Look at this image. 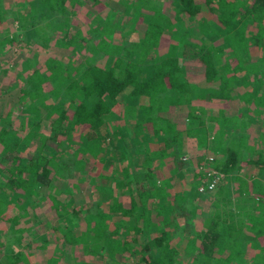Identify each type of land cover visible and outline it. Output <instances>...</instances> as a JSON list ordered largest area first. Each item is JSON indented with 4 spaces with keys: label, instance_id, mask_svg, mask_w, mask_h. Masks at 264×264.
I'll return each instance as SVG.
<instances>
[{
    "label": "trees",
    "instance_id": "trees-1",
    "mask_svg": "<svg viewBox=\"0 0 264 264\" xmlns=\"http://www.w3.org/2000/svg\"><path fill=\"white\" fill-rule=\"evenodd\" d=\"M36 1L39 17L54 18L47 24L51 33H58L66 49L80 50V33L69 31L64 6L82 0ZM111 1L88 0L98 10ZM122 7L132 17L114 30L137 31L138 22L144 30L135 46L113 47L109 68L94 64V55L74 67L47 59L22 69L25 88L19 99L29 103L27 113L18 130L10 114L0 127V264H51V257L28 260L25 250L33 246L23 234L31 226L23 225L30 215L36 218L33 226L56 235L68 232L64 223H69L67 244L81 257L107 264H264V191L240 173L246 168L264 176V132L255 139L262 149L247 142L254 126L263 123L264 128V0H125ZM2 10L0 5V18ZM102 31L104 38L90 40L87 47L93 54L107 52L112 42L111 24ZM14 41L6 36L1 49ZM164 46L161 59L158 51ZM200 96L220 107L218 116L191 104ZM45 98L48 105L41 101ZM236 100L240 120L223 112ZM188 106L187 114L179 109ZM120 107L122 118L143 132L137 147L126 141L124 126L106 130V121ZM107 141L112 150L105 158L101 150ZM185 148L206 149L211 158L197 159L192 177L178 179L188 164L178 159ZM116 150L118 172L105 167L89 177L85 171L91 161L115 164ZM136 157L138 163L128 169L136 168L138 181L123 174L124 163ZM164 163L171 169L168 176L155 169ZM208 171L223 176L212 190L202 188ZM76 173L88 179L77 177L79 184H71ZM85 183L106 209L96 203L92 211L78 195ZM56 186L65 200L49 197L51 203L45 200L39 214L31 204L33 190ZM177 186L176 204L171 191ZM206 193L212 198L210 213L202 217L200 230L192 225L185 232L180 221L187 224L191 218L186 203L197 204ZM72 264L96 263L73 257Z\"/></svg>",
    "mask_w": 264,
    "mask_h": 264
},
{
    "label": "rangeland",
    "instance_id": "rangeland-1",
    "mask_svg": "<svg viewBox=\"0 0 264 264\" xmlns=\"http://www.w3.org/2000/svg\"><path fill=\"white\" fill-rule=\"evenodd\" d=\"M112 1L109 2L105 6V8H102L100 10L94 8L92 4L88 2V0H82L81 4L79 3L74 5V2L73 4L72 2H67L65 4L64 8L67 11L66 14L70 16V24L72 25L69 31H71L72 34H74L76 31H79L80 34L77 38V42L81 41V44L83 45L80 50L79 48H77V51H75L73 50V48L66 49L58 33L52 34L50 29L47 28V24L52 23L54 21V18L44 19L38 16V1L0 0V5L3 9L2 17L0 18V42L6 36H8L9 39H12V41L15 40L14 42H10V44L4 46L2 49V46L0 44V90L4 91L5 89H10L9 93L7 91L4 93V95L0 94V107L2 110L0 111V127L5 126L7 115L10 114L9 120L13 121V129L18 130L20 128L23 115L27 113L29 103H24L19 99V90L25 88L21 73L23 68H27L29 66V69H31L34 62H37L38 66H41L42 63L47 59H55L62 62L66 66L74 67L80 60L90 59L94 55H97L95 57V60H93L94 64L104 66L107 69L110 67L112 61L115 58L113 54L114 46H121L123 48L128 46H135L136 41L138 39H141L144 26L142 25V23L138 22L137 31H134V29H123L121 31L114 30L118 22L126 24L128 18L132 17V14L127 15V13H125V9L122 7L125 3V0ZM166 1L169 2V0H163V3H165ZM58 16L64 17L59 13ZM106 23L111 24L112 42L110 44V47L108 48L107 52L93 54V52L90 51V49H88L87 47L93 44L90 42V40L97 43L101 38H104L105 33L102 31V27ZM164 47L165 48L158 51V56L161 59L165 58L166 56L167 49L166 46ZM122 55L126 59H130L131 56L129 54H126L125 52H122ZM186 72L187 76L190 78V71L186 70ZM193 75L197 74L194 73ZM199 75L200 74H198V76L196 77H199ZM201 97L202 96H200L199 100H195L191 104L196 108L202 107L203 105V108L210 110L212 112V115L218 116L220 113V107L205 103V101L203 100V98L201 99ZM234 98L239 100L241 96L239 95V98L237 96H234ZM237 100L234 104L228 106V108L223 110V112H225L228 117L231 116L239 119L240 115H242L240 114L241 112ZM41 101L43 104H49L47 98H45L44 100L42 99ZM134 102H136V100ZM139 103L140 102H138V104ZM123 109V107H120V113L118 114V111L115 112V114L106 121V130L110 131L111 127L114 125L124 126L127 135L126 141L129 143V145L137 147L141 142L143 132L140 128H136L133 123L126 122V120L122 118ZM179 109L184 114H187L189 106ZM253 113L255 112L253 111ZM136 115L139 116L138 110L136 111ZM262 125L257 124L256 126H254L252 131L249 132V141L247 140V142H249V144L253 147H261V149V143L257 142L255 139L258 135H260V133L264 132V128ZM79 136H83V138L85 137L83 134H79ZM107 144L108 145L101 150L102 152H106L105 158L109 157V152L112 150V143L110 141H107ZM151 148L155 149V146L152 145ZM33 152V148H31L27 151L26 155L31 156ZM185 152L186 154H184V156L182 155V157L178 156V159L187 161L188 164L180 172V174L177 175L178 179L187 177V179H190L194 171L196 172L195 161L203 156L205 158L210 157L209 155L207 156L206 149L204 151V149L200 148H185ZM115 153L117 155V162L115 164L111 163V165H109V162L106 160V163L104 165H101L98 160H92L91 167L90 165H88V167H86L87 171L85 172L89 175V177L98 176V174L106 170L105 167L109 170H111V168H114V170L118 172V150H116ZM137 159L138 158L136 157L131 161H126L124 165H126L127 168L123 171L124 176L130 177V175H132L136 181L140 179V175L136 174V168L132 167V169L130 170L128 169V166L137 164ZM166 166L167 165L164 163L158 167H155V169L157 170V172H159V174L168 176L171 169H168ZM240 173L247 176L246 180L253 182L254 188L264 191V176L259 174L258 170L249 169L248 171V169L244 168L240 171ZM82 174L83 173L74 174L72 182H69L77 186L79 184V178L82 176ZM77 177L79 178L77 179ZM87 179L88 176H82V180L86 181ZM68 185L69 184H67V186ZM56 187L46 190L43 188L33 190V194L31 197L33 203L31 204L33 207H35V210H37L39 214H42V212L45 211L44 208L42 210L40 206L45 200L49 201V197H55L58 199V201L61 202L65 200V196H60L59 194V187ZM115 189H118V186H115ZM178 191H180V186L175 187L171 191V197L173 196L176 204L179 202V198L177 197V194L175 192ZM80 194L84 198V202L89 203L92 211L95 209L94 206L96 203L100 204V208L106 209L107 205L105 203L102 204V200L97 197L94 189H92L90 185H87L86 183L80 184L78 195ZM8 199L9 198L7 197L4 200L8 203ZM211 202V196H208L206 193L205 196L201 197L200 202L198 201L197 204L192 205V203H186L185 206L187 209H189L191 218L188 220L187 224H185L184 221H180L182 222L181 226H184L188 229L185 232H191L192 225L196 230L201 229V219L202 217L204 218L210 213L211 209L209 204ZM48 203L50 204L51 202L49 201ZM29 217L30 222L24 223L23 227H28L29 225L31 226V228L26 229L23 237L25 239V243H29L33 246L32 248H30V250H25L26 254H28V260L30 263H37L38 261H42L47 257H51V264H72L73 257L81 259L82 261L96 264L108 263V260L103 262L101 258H92L90 255L81 257L77 251H74L71 248L69 243L67 244L68 240L71 239L72 234L69 223H64V227H66V229H70L68 230V232H66L65 234L56 235V233H54L53 231L51 232L50 230L42 231L39 228L40 225L37 227L33 226L36 218L33 215H30ZM45 217L46 218L44 219L49 220L47 215ZM1 241L3 242V244H5V237H3ZM49 247H51L52 250L50 252H47V249ZM113 264L116 263L113 262Z\"/></svg>",
    "mask_w": 264,
    "mask_h": 264
},
{
    "label": "built area",
    "instance_id": "built-area-1",
    "mask_svg": "<svg viewBox=\"0 0 264 264\" xmlns=\"http://www.w3.org/2000/svg\"><path fill=\"white\" fill-rule=\"evenodd\" d=\"M208 181L207 184L202 185L204 189L207 190H212L214 188V185L219 182L223 176L221 174H217L215 171H208ZM263 202H264V197H263Z\"/></svg>",
    "mask_w": 264,
    "mask_h": 264
}]
</instances>
